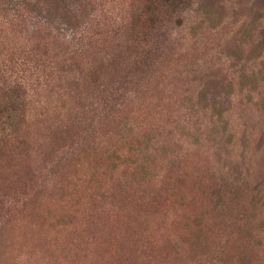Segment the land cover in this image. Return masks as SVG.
Wrapping results in <instances>:
<instances>
[{
    "label": "rangeland",
    "instance_id": "rangeland-1",
    "mask_svg": "<svg viewBox=\"0 0 264 264\" xmlns=\"http://www.w3.org/2000/svg\"><path fill=\"white\" fill-rule=\"evenodd\" d=\"M129 2L84 3L61 44L39 46L46 66L79 48L77 67L101 71L32 97L4 144L0 264H264V0H183L152 35L99 36L95 52ZM28 21L0 51L35 49Z\"/></svg>",
    "mask_w": 264,
    "mask_h": 264
},
{
    "label": "trees",
    "instance_id": "trees-1",
    "mask_svg": "<svg viewBox=\"0 0 264 264\" xmlns=\"http://www.w3.org/2000/svg\"><path fill=\"white\" fill-rule=\"evenodd\" d=\"M98 1L100 0H0L1 41L16 39L28 33L27 29L29 25L31 26L28 20L37 21L38 26L36 27L40 26V29H44L43 35L37 33L36 38L41 41L35 43V49L28 50V52L23 46L17 48L14 44H7V50L3 47L0 51V153L4 151V144L7 143L8 138L16 135L25 121L27 108L34 102V100H31L32 97H38L40 94L47 92L52 94L73 87L70 84L71 81L67 83L66 78L63 80L65 75H81L79 79L83 75L82 80L85 81L84 83L90 82L92 84L95 76L101 71L96 63L91 66L92 68L88 72H83L77 67L78 64L75 58L87 59L79 52V48H74L72 51L66 50L64 51L65 55H57L55 59L62 58L63 64L61 66L58 63L60 59L46 66L43 62L45 54H42L39 49L42 44L46 47L61 44L63 39L59 31L66 26L73 27V22L79 16H82L83 12L86 14L89 11L91 16L94 13L98 16L95 9ZM138 2L142 6H140V11L134 15L132 14L136 10L135 4L137 2L130 0L128 3V15L125 18L126 20L122 21V23H125L124 27L110 29V27L106 28L105 26V29L99 30L96 36L90 38V42L95 43V46L92 47L95 52L98 50V46L102 44L98 43L100 41L97 39L99 36L105 39L104 43L106 44L108 38L118 43H127L128 40L131 41L132 38L139 35V28L141 34L145 33V30L148 33L157 30L156 27L165 18L164 12L170 8L172 9L171 14L177 10L180 11L185 4L183 0H139ZM84 3H87L86 12L81 8ZM201 15L203 19L207 20L206 12H202ZM56 25H58V29ZM128 26H130L129 29ZM111 40L108 43H111ZM64 44L62 43V45ZM125 50L128 53L130 52L127 44ZM156 51L158 54H153V59L157 60L160 53L158 48ZM147 54L151 55V53ZM63 66H66V69ZM74 86H76V90H79V84H74ZM59 129L63 130V127ZM70 133L71 130L66 129L61 132H54V135H69ZM106 157L108 160L113 158L115 162H121V158L115 156L114 152L111 155H107L106 152ZM124 163L134 165L130 160L124 161ZM116 167L117 165L115 166L113 162L110 163V168L115 169ZM139 168V173L146 171L144 161ZM64 221V218L59 219L60 224H63Z\"/></svg>",
    "mask_w": 264,
    "mask_h": 264
}]
</instances>
